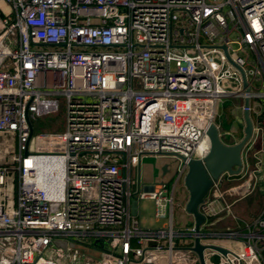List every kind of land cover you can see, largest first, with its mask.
Here are the masks:
<instances>
[{"label": "built area", "instance_id": "obj_1", "mask_svg": "<svg viewBox=\"0 0 264 264\" xmlns=\"http://www.w3.org/2000/svg\"><path fill=\"white\" fill-rule=\"evenodd\" d=\"M234 98L249 100L252 133L239 173L199 205V238L226 250L205 251L217 264H264V194L249 221L231 214L264 189V0H0V133L16 138L0 164V264H198L193 226L174 227L173 191ZM61 102L63 129L35 134ZM150 156L176 161L170 191L141 183ZM140 199L161 227L140 226ZM225 214L235 226L215 229Z\"/></svg>", "mask_w": 264, "mask_h": 264}, {"label": "rangeland", "instance_id": "obj_2", "mask_svg": "<svg viewBox=\"0 0 264 264\" xmlns=\"http://www.w3.org/2000/svg\"><path fill=\"white\" fill-rule=\"evenodd\" d=\"M224 102V101H223ZM219 103L216 111L215 117V124L218 126V131L220 134L221 139L225 143H232L237 142L241 137L240 126H242V112L240 109L241 100L234 98V99H226L224 103ZM258 100H252V103H256ZM64 105L61 102L59 104L58 111L52 115H45L37 117L35 121H33L34 125V133L38 132H54L60 131L63 129L64 126ZM224 116L221 121H219L221 116ZM50 119L56 122L54 127H51L50 130H45L42 125H44L45 120ZM2 143L0 142V153L8 154L10 151L16 150V143L14 141V135L12 133H5L3 136ZM11 137V138H10ZM7 138V139H6ZM10 138V139H9ZM15 148V149H14ZM12 152L10 153V155ZM0 156V163L7 164L9 163L8 157L10 156ZM3 159V160H2ZM8 159V160H7ZM167 164L169 167V172L166 175H162L161 167L162 165ZM176 166V161L171 157L167 156H150L145 157L141 160L140 163V179L141 183L144 185L152 184L156 182H161L162 180L165 181L168 185L169 191L172 189V186L175 181L174 170ZM173 175V176H172ZM10 180V179H9ZM234 182H227L226 178L222 180V186H230L234 185ZM137 190V167L131 168V191L132 193H136ZM174 199L176 202V206L173 209V222L174 227L184 230L186 228L191 227V217L186 214L184 210V204L187 200V192L184 188L183 181H181L178 186L174 187ZM263 194L264 189L260 185H257V188L254 192L248 196L247 198L243 199L242 201L234 204L231 208V214L238 218L239 220L249 221L252 219L258 212V210L263 205ZM259 199H261L259 201ZM232 215L225 214L221 218V222L214 226L217 230H222L226 228H232L235 226V219ZM189 216V217H188ZM138 220L139 224L143 229H156L161 227L165 222L166 219L160 218L156 219L155 217V206L152 200L150 199H140L138 201ZM219 243H221L219 241ZM95 256H98L95 253ZM206 256H210V262L217 264L219 261V257L212 253L207 252Z\"/></svg>", "mask_w": 264, "mask_h": 264}, {"label": "water", "instance_id": "obj_3", "mask_svg": "<svg viewBox=\"0 0 264 264\" xmlns=\"http://www.w3.org/2000/svg\"><path fill=\"white\" fill-rule=\"evenodd\" d=\"M225 51V47H222ZM228 57V56H227ZM230 63L231 60L228 57ZM242 79V87L248 91L246 76L241 67L235 66ZM249 100L243 101V128L242 136L235 143H225L219 134L218 128L211 124L206 136L209 139V149L200 159H190L186 164V172L183 177V185L187 192V200L184 210L192 218L193 229L196 234L191 250L198 259V264H206V250L215 251L226 255V250L217 245L203 244L199 238L200 228L205 222L204 216L199 212V205L204 201L213 181H216L223 173L237 175L242 166V150L252 133V121L248 112ZM32 127L30 125V135ZM166 165H162V174L166 173ZM96 246V245H94Z\"/></svg>", "mask_w": 264, "mask_h": 264}, {"label": "trees", "instance_id": "obj_4", "mask_svg": "<svg viewBox=\"0 0 264 264\" xmlns=\"http://www.w3.org/2000/svg\"><path fill=\"white\" fill-rule=\"evenodd\" d=\"M225 101H226V99L224 100V102H225ZM224 102H223V103H224ZM223 118H225V117L222 115V116L220 117L219 121H221ZM55 124H56L55 121L50 120V119H46L44 125H42V126L44 127L45 130H50L51 127H54ZM33 129H34V125H33ZM8 178L11 179V182H12L13 184H15V182H16V180H17V175H16L15 172L10 171V172L8 173ZM213 228H214V227H213ZM202 231H203V232H206V227H205V226L202 227Z\"/></svg>", "mask_w": 264, "mask_h": 264}, {"label": "bare ground", "instance_id": "obj_5", "mask_svg": "<svg viewBox=\"0 0 264 264\" xmlns=\"http://www.w3.org/2000/svg\"><path fill=\"white\" fill-rule=\"evenodd\" d=\"M207 148L209 149V139H208V137H206V139L200 144V146L198 148V151H197V154H196L197 157L195 156L194 159H200L203 156H205L204 153L206 152Z\"/></svg>", "mask_w": 264, "mask_h": 264}, {"label": "crops", "instance_id": "obj_6", "mask_svg": "<svg viewBox=\"0 0 264 264\" xmlns=\"http://www.w3.org/2000/svg\"><path fill=\"white\" fill-rule=\"evenodd\" d=\"M241 104H243V102L241 103ZM219 108V107H218ZM241 118H242V121H243V115H241ZM243 122H242V126H240V129H242L243 128ZM242 131V130H241ZM5 133H0V142L2 143V141H3V135H4ZM239 135H241L242 136V132H240V134ZM11 138V137H10ZM9 138V139H10ZM241 138V137H240ZM239 138V139H240ZM7 139V138H6ZM14 141H15V143H16V138H15V135H14ZM232 143H234V142H232ZM229 144H231V143H229ZM15 149V148H14ZM13 153L14 151H10L8 154H2V153H0V156H3V158L5 157V156H8V155H10V153ZM8 159H9V161H10V156L8 157ZM7 159V160H8ZM3 160V159H2ZM1 164V163H0ZM3 164V163H2ZM189 217V216H188ZM191 222H192V224H191V227L193 226V221H192V218H191ZM210 264H214V263H212V262H210V260L208 261ZM219 262V261H218ZM217 262V263H218Z\"/></svg>", "mask_w": 264, "mask_h": 264}]
</instances>
